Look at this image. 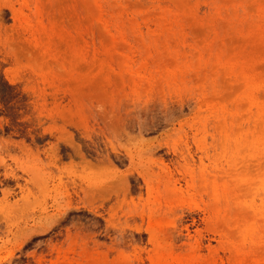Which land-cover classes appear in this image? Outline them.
<instances>
[{"label": "rangeland", "instance_id": "obj_1", "mask_svg": "<svg viewBox=\"0 0 264 264\" xmlns=\"http://www.w3.org/2000/svg\"><path fill=\"white\" fill-rule=\"evenodd\" d=\"M0 264H264V0H0Z\"/></svg>", "mask_w": 264, "mask_h": 264}]
</instances>
